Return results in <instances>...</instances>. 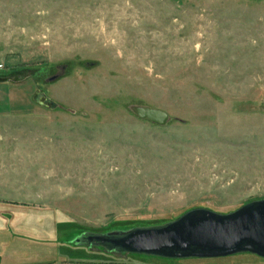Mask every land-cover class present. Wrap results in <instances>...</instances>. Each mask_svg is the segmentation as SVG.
Masks as SVG:
<instances>
[{
	"label": "rangeland",
	"instance_id": "rangeland-1",
	"mask_svg": "<svg viewBox=\"0 0 264 264\" xmlns=\"http://www.w3.org/2000/svg\"><path fill=\"white\" fill-rule=\"evenodd\" d=\"M0 63V264H264L79 241L264 199V0H0Z\"/></svg>",
	"mask_w": 264,
	"mask_h": 264
},
{
	"label": "water",
	"instance_id": "water-1",
	"mask_svg": "<svg viewBox=\"0 0 264 264\" xmlns=\"http://www.w3.org/2000/svg\"><path fill=\"white\" fill-rule=\"evenodd\" d=\"M37 102L52 110L57 108V104L45 94H40ZM131 108L142 120L160 125L168 123L169 116L160 109L146 106ZM79 241L119 252L175 260L248 253L264 258V199L246 204L231 214L195 209L162 227L105 236L84 235Z\"/></svg>",
	"mask_w": 264,
	"mask_h": 264
},
{
	"label": "built area",
	"instance_id": "built-area-1",
	"mask_svg": "<svg viewBox=\"0 0 264 264\" xmlns=\"http://www.w3.org/2000/svg\"><path fill=\"white\" fill-rule=\"evenodd\" d=\"M5 68V65L3 63H0V71Z\"/></svg>",
	"mask_w": 264,
	"mask_h": 264
},
{
	"label": "trees",
	"instance_id": "trees-1",
	"mask_svg": "<svg viewBox=\"0 0 264 264\" xmlns=\"http://www.w3.org/2000/svg\"><path fill=\"white\" fill-rule=\"evenodd\" d=\"M84 244V243H83ZM86 245V244H85Z\"/></svg>",
	"mask_w": 264,
	"mask_h": 264
}]
</instances>
